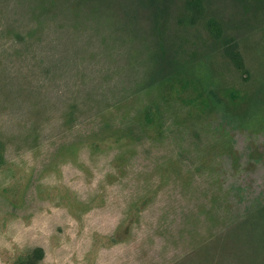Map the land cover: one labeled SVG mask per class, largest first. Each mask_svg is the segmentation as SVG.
<instances>
[{
    "label": "rangeland",
    "instance_id": "1",
    "mask_svg": "<svg viewBox=\"0 0 264 264\" xmlns=\"http://www.w3.org/2000/svg\"><path fill=\"white\" fill-rule=\"evenodd\" d=\"M153 2L0 0V264H264V0Z\"/></svg>",
    "mask_w": 264,
    "mask_h": 264
},
{
    "label": "trees",
    "instance_id": "2",
    "mask_svg": "<svg viewBox=\"0 0 264 264\" xmlns=\"http://www.w3.org/2000/svg\"><path fill=\"white\" fill-rule=\"evenodd\" d=\"M149 2L154 3L153 0H149ZM203 0H184V5L186 9L189 11L188 22L193 23L196 20H199L204 15V11L202 8ZM153 5V4H151ZM153 8V7H151ZM156 11L153 13V29H154V38H159V24L156 20ZM205 27L207 28L209 34L217 39L221 36V27L220 24L214 18H208L205 21ZM225 53L233 63V65L241 72H245V68L242 62V58L240 53L236 49L235 44H229L225 47ZM258 216L263 219L264 222V210L258 213ZM264 245V242H263ZM43 256V251L41 248H35L32 253L27 255L24 258L17 260V264H37Z\"/></svg>",
    "mask_w": 264,
    "mask_h": 264
}]
</instances>
